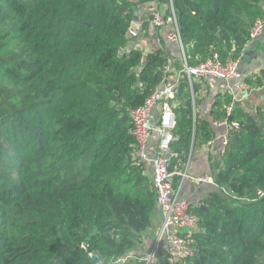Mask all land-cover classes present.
<instances>
[{"label":"trees","instance_id":"16d2710c","mask_svg":"<svg viewBox=\"0 0 264 264\" xmlns=\"http://www.w3.org/2000/svg\"><path fill=\"white\" fill-rule=\"evenodd\" d=\"M138 2L0 0V264L146 263L142 256L116 262L143 243L157 208L146 161L135 154L130 110L164 82L169 50L162 36V45L149 46L156 30L149 15L129 33ZM173 4L190 66L214 52L224 62L241 59L264 17V0ZM245 81L263 86L264 70ZM201 90L183 72L170 100L178 103L169 162L175 190L210 140L212 121L239 127L221 152L215 189L192 204L199 217L192 264H264L257 195L264 108L250 113L235 104L230 118L232 96L217 94L209 120L197 111Z\"/></svg>","mask_w":264,"mask_h":264},{"label":"built area","instance_id":"2783aa9c","mask_svg":"<svg viewBox=\"0 0 264 264\" xmlns=\"http://www.w3.org/2000/svg\"><path fill=\"white\" fill-rule=\"evenodd\" d=\"M165 1L167 11L163 12L155 9L150 16V20L154 26L162 27L168 22L172 24V28L167 31L166 38L176 43L182 56V66L178 74L171 78L170 68L174 57L169 58L166 66L167 73L164 82L155 90V92L145 101L144 104L130 110L132 120L131 133L135 138L137 150L136 157L140 161H151L152 164V187L157 194V208L162 214V223L158 231V239L153 250L148 257L145 258V264H151L153 255L159 248L162 240L168 242L166 251L165 264H192L191 258L196 253L195 232L198 230L199 217L192 212V203L181 196V186L175 190L172 176L169 171V162L171 155V143L173 140V128L176 123L175 110L178 105L174 99L177 86L181 74L186 73L191 84L194 81H203L205 79L233 81L242 77L239 69V59L229 58L225 62L221 59L218 52H214L207 60L196 66H190L185 61L183 43L179 25L174 12L173 0ZM136 28H130L129 33L136 35ZM264 34V17L258 18L252 27V39ZM245 88L249 89V84L244 83ZM235 100L226 107L227 115L233 113ZM157 110V120L153 121L154 112ZM216 125H224L227 131L222 136L221 152H224L231 141L230 132L239 127L237 121H229L228 118L215 120ZM156 144V151L150 155L151 145ZM190 178L197 182H214L208 176H189L186 172L185 178ZM259 197H264V189L257 191ZM130 257L124 256L116 260L117 263H124Z\"/></svg>","mask_w":264,"mask_h":264},{"label":"crops","instance_id":"0c3cea01","mask_svg":"<svg viewBox=\"0 0 264 264\" xmlns=\"http://www.w3.org/2000/svg\"><path fill=\"white\" fill-rule=\"evenodd\" d=\"M161 2L163 1L152 0L151 4L149 3V0L138 2L136 7L138 10L137 17L139 21L137 19L135 25L139 27L144 16H150V13L155 9L160 10ZM167 24L164 25L165 28L163 29H150L148 44L152 48L160 46L163 44L161 41L163 37L164 44L169 50V58L174 57L176 60L180 58L182 66V56L180 55L181 50L179 46L176 43L170 42L165 36V32L172 28V24ZM175 63L176 62L174 60L170 68V74L172 75L170 79H174V76L178 74V71L180 70L179 69L176 72ZM239 69L242 73V77L237 80L226 81L205 79L201 81L202 93L199 96V102L197 105V111L200 117L209 120L211 119L212 104L217 94H230L232 96V101L235 100L236 105L238 104L239 106H242L244 110L250 113H256L258 108H264V85L261 87H250L249 89L244 86V83H246L245 78L248 75L260 73L264 70V34L254 38L247 44L243 57L239 60ZM157 115V110H155L154 117H152L153 121L157 120ZM226 131V126L216 125L212 121L210 140L207 143H204L205 145H202L199 150L195 151L187 165L186 170H188L189 175H204L214 181L213 183L204 182L201 184H194L191 179L187 180L185 178V182L181 190V196L187 198L189 201L191 199V203L196 201V204H200V202L206 198L208 194L213 191V189H215L214 174L216 172H214V166L216 164H219V168L221 166L222 136ZM150 148V155H153L156 151V144L153 143ZM145 167L147 173L151 175L152 164L150 160L146 161ZM161 223L162 214L160 210L156 208L152 214V225L144 233L143 243L131 251L128 255L129 257L142 256L143 258H146L151 254V251L156 243L157 232L160 229ZM167 249L168 242L164 239L162 243V254L160 253L159 257L155 261H152L153 263L151 264H165Z\"/></svg>","mask_w":264,"mask_h":264},{"label":"rangeland","instance_id":"374dc122","mask_svg":"<svg viewBox=\"0 0 264 264\" xmlns=\"http://www.w3.org/2000/svg\"><path fill=\"white\" fill-rule=\"evenodd\" d=\"M140 1H143V0H140ZM149 3L151 4L152 3V0H149ZM137 5V4H136ZM136 10H137V7H136ZM160 10L161 11H163V12H165L166 10H167V5H166V3L163 1V2H161V6H160ZM138 11V10H137ZM153 12V11H152ZM151 12V13H152ZM138 13V12H137ZM151 13H150V16H151ZM137 16V15H136ZM138 21H139V19H138ZM137 22V20H134V23L132 24V28L134 29V28H138L136 25H135V23ZM168 24H170L169 22H168ZM167 24V25H168ZM154 26V25H153ZM156 29H163V28H165V26H162V27H157V26H154ZM135 29V30H136ZM170 30V29H169ZM168 31V30H167ZM167 31L165 32V36H166V33H167ZM240 60V59H239ZM246 61V60H245ZM241 67H242V64H241ZM241 67H240V69H241ZM254 74V73H253ZM250 87H252V86H249V88ZM197 150H199V148L197 149ZM195 153V152H194ZM218 169H219V164H216L215 166H214V172H217L218 171ZM192 172H193V169H192ZM189 175V174H188ZM190 175H192V176H199V174L198 175H195V174H190ZM187 180H190V178L188 177V178H186ZM192 181V180H191ZM194 184H201V183H204V182H197V181H192ZM210 183V182H209ZM195 200V199H194ZM202 200V199H201ZM190 201H191V199H190ZM194 202V203H193ZM192 202V204H194V205H197L196 204V201H193ZM157 235H158V232H157ZM158 239V236L156 237V240ZM163 241L164 240H162L161 242H160V244H159V248H158V250H156L155 251V253H154V255H153V261H155L158 257H159V255H160V253L162 254V243H163ZM152 252V251H151ZM153 263V262H152ZM162 264V263H161Z\"/></svg>","mask_w":264,"mask_h":264},{"label":"water","instance_id":"95a60500","mask_svg":"<svg viewBox=\"0 0 264 264\" xmlns=\"http://www.w3.org/2000/svg\"><path fill=\"white\" fill-rule=\"evenodd\" d=\"M137 19H138V17L135 16V20H137ZM149 50H150L149 46H146V47H145V54H144V56H146V53H147ZM230 118H232V116H230ZM234 143H235V136H232V144H234ZM201 207H202V208H205V209L207 210V208H206L204 205H202Z\"/></svg>","mask_w":264,"mask_h":264}]
</instances>
